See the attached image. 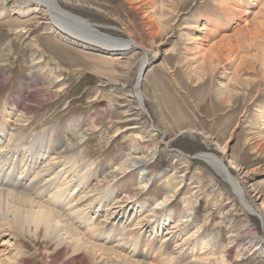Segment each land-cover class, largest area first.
I'll use <instances>...</instances> for the list:
<instances>
[{
  "label": "rangeland",
  "instance_id": "374dc122",
  "mask_svg": "<svg viewBox=\"0 0 264 264\" xmlns=\"http://www.w3.org/2000/svg\"><path fill=\"white\" fill-rule=\"evenodd\" d=\"M59 1L63 5L71 4L67 0ZM80 2L78 13L100 25L104 32L116 37L131 36L148 50L150 63L143 69L140 80L147 110L136 116L137 119L126 121L124 107L119 105L117 84L107 81L109 77L118 78L122 70L128 71L127 90H133L141 63L140 53L134 54L125 66L108 54L64 41L61 44L65 47L56 49L53 43L57 38L48 35L53 43L45 45L56 50L57 55L53 58L46 53L44 57H51L50 67L63 78L62 88L50 89L44 73L30 76L28 72L35 39L43 38L44 30L37 28L26 34V30L17 27L23 18L9 14L0 18V49L5 45L10 47L6 61L0 62V117L4 118L1 111L5 104L17 98L28 108V131L35 133L55 127L58 134L65 128L71 133L70 129L76 126L80 134L85 132L80 141L83 154L78 157L93 163L91 185L102 187L113 180L117 196L132 195V202L121 211L116 210L120 211L115 212L116 216L108 218V205L95 207L91 213L102 231L90 236L78 223L85 239L113 246L118 254L123 252L128 258L151 264H215L216 257L209 255L206 260L207 255L200 254L202 242L197 245L192 241L182 242L196 226L202 225L198 235L206 239L212 236L217 253L223 247L226 251L232 249L228 264H264L262 249H255L260 246L257 241L264 242L260 216L253 215L250 222L255 230H250L248 216L231 185L196 155L203 151L225 156L233 175L238 168L248 171L244 183L251 196L259 197L257 203L263 205L264 212V0ZM136 121L141 130L147 131L146 135L153 136V143L149 145L156 151L153 158L149 155L152 148L141 144L145 140L132 133L134 129L129 125ZM4 123L5 120L0 121L1 125ZM203 134L211 135L215 142L208 145ZM63 136L60 134V138ZM134 145L139 149L133 148ZM134 151L149 155L147 160L156 176L146 189L140 188L138 171L109 176V170ZM107 176L108 180L104 178ZM170 185H176V196L167 208H156ZM128 189L129 193H125ZM250 194H247L249 199ZM186 202L192 204L193 221L175 234H166ZM151 209L171 219L154 231V221L146 216ZM138 219L144 226L136 229L140 234L129 235L131 240L126 237L138 246L119 243L122 228L135 230ZM111 226L115 230L114 239L107 240ZM236 234L239 240L233 246L230 238ZM35 239L29 235L19 237L20 246L26 247H23L26 259L20 260V264L69 262L71 254L58 253L56 246L45 238ZM163 241L166 242L162 245ZM236 248L244 252L239 261L235 259ZM104 251L98 264L114 261L130 264ZM161 254L164 258H160ZM7 257L1 258L4 264L9 260ZM90 263L93 264L92 260L84 257L81 264Z\"/></svg>",
  "mask_w": 264,
  "mask_h": 264
},
{
  "label": "bare ground",
  "instance_id": "6f19581e",
  "mask_svg": "<svg viewBox=\"0 0 264 264\" xmlns=\"http://www.w3.org/2000/svg\"><path fill=\"white\" fill-rule=\"evenodd\" d=\"M67 1L71 4L66 2L68 5H63L59 0H0V18L7 15L9 16V14L16 15L23 18L22 21H18L19 24L17 27H20L21 30H26V34L32 33L38 28L44 30L45 35L48 36L52 34L57 38L56 43H53L50 37H46L45 35H43V38L35 39V49L33 50V57L30 59V66L28 69L29 75H41L44 73V78L47 80L50 89L56 87L62 88L63 78H61V75L57 74L56 70L50 67L51 57L46 59L44 57V54L48 53V56L50 55L55 58L54 56L57 55V51L50 50L46 47V43H53L57 49L65 47V45L61 44L62 41L68 42L82 49H92L95 50V52L108 54L114 57L113 61H118L116 63L125 66L129 64V60L132 59L134 54L140 53L142 55L141 63L133 90H127L128 71L123 72L121 69L122 72L119 74L118 78L114 79L109 77L107 80L108 82H114L120 87L116 85L119 105L124 107L123 110L127 115L126 121L137 119L135 118L136 116H140L143 111L147 110L145 98L140 92V80L142 78L143 69L150 63L148 50L131 36L123 38L108 34L102 30L100 25L80 15L78 13L80 9L77 5H80L81 0ZM9 51L10 47L8 45L0 49V62L6 61ZM221 52L224 51L221 50ZM121 58L126 59L122 61ZM16 99L17 98L5 104L1 111V116L4 118L1 119L0 117V121H6V124H0V264L5 263L1 259L3 256L9 257H7L9 259L8 262H6L7 264H20V260L25 258L23 249L26 247L24 245V248L20 246L18 241L19 237L22 235H29V238L33 236L39 239V241L41 238H45L44 240L46 241H51L54 246H56V251L58 253L65 251L71 254L67 264H81L84 257H89L93 264H98V259L101 260L104 250V252H111V255H109L110 257L115 256L117 259H122V262L129 261L127 263L130 264L131 262L133 264H151L146 261L143 262L128 258L124 256L123 252L118 254L115 250L116 248L113 246L111 247L114 249L104 246V244L101 245L85 239L82 230H80L82 227L81 225H83L90 236L101 230L99 222H97L95 216L91 213L95 207L98 206L100 208L103 207V205H108L107 210L109 213L106 212L108 218L116 216L115 212H120V209L132 202L130 201L132 195L125 194L121 197L117 196V192L115 193L116 183L113 180H110L111 182L108 185L102 187L94 183V185H91L90 177L93 173L91 165L93 163L80 160L78 157L82 153L80 141H82L85 136V132L80 134V130L76 126L70 129L71 133L65 128L62 130V133H60L64 136L60 138V134L55 131V127L44 128L35 133H33L34 131H28L30 127V120L28 121L27 119L28 108L23 106L22 103ZM129 126L134 129L132 131L133 134L145 140L141 142V144H146L149 148H152L149 155L153 158L156 151L153 150V147L149 146L153 143V136L146 135L145 133L147 131L141 130V126L138 125L137 121ZM190 132L194 133L195 131L190 130ZM203 135L208 145L215 142L211 135ZM165 146L169 147L170 145L168 144ZM133 148L139 149L136 145H134ZM135 152L138 153L137 151L131 152L128 157L116 163V165L109 170L111 175H108L112 177L115 176L117 172L129 174L133 171H138L140 188L146 189L150 183L154 181L156 176L152 171V167L149 165V160H147V156L149 155L142 154L141 152L137 155L132 154ZM222 154H225V148ZM196 155L209 164L231 185L236 197L240 200V207L248 216V228L252 231L255 230L253 224L250 222L254 214L259 215L264 224L263 205L257 203L259 200L257 195L254 194L251 196V194L248 193L250 189L244 183V178L247 177L248 171L238 168L237 174L233 175L229 166L225 163V156H220L212 152L204 153L203 151ZM180 177L183 181V175H180ZM104 178L108 180V176ZM124 192L129 193V189ZM176 194V185L168 186L166 188L165 197L157 203L156 208L162 210L167 208ZM247 194H250V199L247 197ZM141 206L145 207L144 204ZM193 212L192 204L186 202L184 210L178 214L176 221L173 223L172 227H170L171 229L167 230L166 234H175V232L185 229L187 225H190L189 223L193 221ZM96 213L97 211L95 214ZM158 214L159 212L157 210L151 209L146 215L152 222L154 221V231L156 227L160 228L165 226L167 221L171 219V217L166 214H163V216H159ZM78 223L81 225H78ZM228 223L232 225L230 222ZM141 224H143L142 220L135 225V230L130 228L127 230L126 227H123L118 242L122 241L126 245L138 246L136 241L130 242L128 238L131 240L129 235L134 234V236H136L140 234V230L136 231V229H143L144 226ZM112 226L111 230L108 229L110 232H107V240H112L114 236L115 230H113L114 226ZM196 227L197 229L182 242L192 241L194 244L202 242L203 247L200 249V254L207 255L204 259L209 260L208 256L211 255L216 257L215 264H228L231 259L230 252L232 249L230 248L226 251L223 247L222 250L220 249L217 253V249L212 245L215 239L212 236L208 239L199 236L198 234L201 231L202 225ZM11 239L14 240L13 243ZM230 239L233 245V243L237 241L238 235L231 236ZM216 241H218V239ZM164 242L166 241H163L162 245ZM257 242L260 246L255 247V249H262L261 251L264 253V242ZM162 245L159 246L158 251L161 250ZM233 246H235V244ZM8 250L9 252L7 254L9 255L5 253ZM242 250L243 249L240 248L234 250L235 259L237 261L240 260L239 257L244 253ZM164 253L167 254V251ZM164 253L163 256H165ZM217 254L219 255L217 256ZM141 256L144 258L146 257L145 254ZM160 256V258H164L162 254ZM201 259L203 258L201 257ZM62 261H64V259ZM114 262L112 264H115Z\"/></svg>",
  "mask_w": 264,
  "mask_h": 264
}]
</instances>
